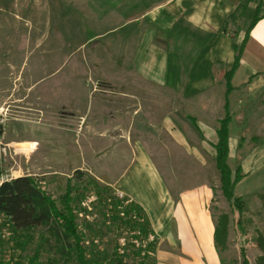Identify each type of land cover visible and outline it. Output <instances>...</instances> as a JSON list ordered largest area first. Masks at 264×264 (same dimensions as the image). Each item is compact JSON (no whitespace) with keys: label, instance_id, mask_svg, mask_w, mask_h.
Returning <instances> with one entry per match:
<instances>
[{"label":"rangeland","instance_id":"1","mask_svg":"<svg viewBox=\"0 0 264 264\" xmlns=\"http://www.w3.org/2000/svg\"><path fill=\"white\" fill-rule=\"evenodd\" d=\"M254 1L260 3V0ZM101 12L97 0H0V123L3 126L0 182L20 175L43 177L45 189L58 198L66 188L67 178L73 175L70 164L85 160L82 154L89 159L93 146H105L102 141H75L72 132L83 110L92 108L98 122L103 118L109 120L111 114L118 115L122 111L133 115L135 106L127 102V96H121L127 85L122 74L130 72L132 67V49L110 45L111 37H118L120 33L101 37L99 30L107 27ZM245 13L238 19V28L243 30L254 11ZM232 34L239 39L240 32H230ZM241 34L243 36V32ZM217 90L214 110L221 109L224 114V90L221 87ZM240 99L245 100V96ZM242 106L243 116L248 115V109L250 115L256 116L239 129L250 146L244 148L243 154L239 152L241 161L235 159L233 165L235 168L243 161L247 169L251 168V173L235 188L236 197L242 195V202L229 203L222 196L219 173L209 155H205L206 161L189 158V188L213 187L209 206L215 217L212 215L210 222L215 224L221 212L229 213L232 219L228 248L219 256L222 264H242L243 244L251 264H258L262 253L255 237L258 231L264 236V176H260L264 172V160L259 161L254 155L264 153V111H257L261 105L253 99L246 98L240 108ZM137 115L135 128L140 122ZM160 134L151 131L147 138H157ZM253 136L256 138L250 142ZM165 139L162 148L179 152L168 144L167 137ZM251 147L257 151L254 150L251 158L242 160ZM184 173L180 169L175 171L180 179L187 178ZM98 208H90L92 227L84 228L83 221L81 226L86 231L87 244L94 240V249L107 257L101 264H110L108 259L114 257L116 250L129 254L126 258L129 264L139 263L142 257L133 254L132 245L137 246L139 241L132 239L133 230L128 226L121 231L108 220L105 222ZM84 217L81 214V219ZM3 221L4 217L0 216V264L17 261L28 264L39 245L41 250L34 264H48L51 258L56 259V264H71L63 262L49 242L42 239L44 228L34 230L32 237L13 239ZM202 221L189 223V255L168 256L166 253L164 257L156 254L161 239L154 233V249L146 264H218L220 260L213 248L196 244L201 243L202 234L205 233L210 241L214 235L211 224L208 225L210 222Z\"/></svg>","mask_w":264,"mask_h":264},{"label":"crops","instance_id":"2","mask_svg":"<svg viewBox=\"0 0 264 264\" xmlns=\"http://www.w3.org/2000/svg\"><path fill=\"white\" fill-rule=\"evenodd\" d=\"M97 2L101 19L107 22V27L98 33L102 38L120 33L111 37L110 45L132 49V67L122 74L127 85L121 96H127V102L135 109L133 115L122 111L101 122L95 119L92 108L83 110L72 132L75 141H102L105 146H93L89 159L82 154L86 159L72 162L69 170L74 169L73 173L81 170L143 207L154 233L161 239L156 254L189 255V223L212 221L209 205L213 192L211 185L189 188V158L206 161L205 155H209L215 162L213 144L218 141V121L225 116L221 109L214 110L217 89L221 87L225 97L224 74L233 63L235 46L241 44L252 20H248L243 30L238 28V19L246 15L245 11L255 14L258 5L262 18L251 31L232 77L229 140L232 170L235 159L241 161L239 152L243 154L244 148L250 146L239 129L256 117L249 114L250 109L243 116L240 106L246 98L253 99L261 105L257 111H264V0L259 4L254 0ZM230 32H240L239 39ZM136 113L140 121L138 129ZM151 131L161 133L158 139L147 138ZM165 137L179 152L161 147ZM254 150L257 151L251 147L242 160L251 158ZM254 156L264 160V153L256 152ZM240 164L244 178L239 184L251 173L243 161ZM179 169L186 172L187 178L177 177L175 171ZM260 176H264L263 171ZM209 224L214 234L215 224ZM204 234L197 246L213 248L220 260L213 237L210 241ZM164 246L167 247L163 249ZM218 264H222L221 260Z\"/></svg>","mask_w":264,"mask_h":264},{"label":"trees","instance_id":"3","mask_svg":"<svg viewBox=\"0 0 264 264\" xmlns=\"http://www.w3.org/2000/svg\"><path fill=\"white\" fill-rule=\"evenodd\" d=\"M261 6L258 5L256 12L244 34L240 45L235 46L233 63L225 72V116L218 121V141L213 144L215 149V166L219 173V182L222 196L229 202L239 200L236 197L235 188L244 178L243 168L239 163L234 170L229 163V140L232 112L230 109V94L232 77L237 70L245 44L256 24L261 20ZM3 135V126L0 123V144ZM29 175L17 176L15 178L0 182V216L4 217L3 224L8 227L13 239L32 237V232L38 228H44L40 236L49 242L50 248L60 256L63 262L71 264H101L107 259L104 253L94 249L95 242L92 240L87 244L85 227L91 228V210L99 206L98 210L109 224L123 229L133 230L132 239L139 240L140 245L134 247V256H141L137 264H146L150 251L154 249V231L150 225L148 216L137 202L119 193L109 185H106L95 177L81 171H74L67 178V185L58 198L54 197L45 189V178ZM90 198V199H89ZM89 200V201H88ZM89 203V205L86 204ZM92 207V209H90ZM81 214L85 217L81 219ZM214 217L215 215L212 214ZM231 216L227 212L218 214L214 230V244L219 256L228 248L229 230ZM84 225L82 228L81 222ZM122 231V230H121ZM151 240V242H149ZM146 245H143L144 243ZM17 244L19 241H16ZM255 243L261 250L258 264H264V236L258 231ZM22 245V244H21ZM93 248H92V247ZM41 245L37 246L28 264H34L38 258ZM243 257L242 264H251L246 255L245 245H241ZM127 252L120 254L117 250L114 257L109 258L110 264H129L126 258ZM56 259L51 258L48 264H56ZM13 264H20L18 261Z\"/></svg>","mask_w":264,"mask_h":264},{"label":"built area","instance_id":"4","mask_svg":"<svg viewBox=\"0 0 264 264\" xmlns=\"http://www.w3.org/2000/svg\"><path fill=\"white\" fill-rule=\"evenodd\" d=\"M2 150H3V153H5L6 152V150H5V148H2ZM119 193V192H118ZM119 196H123L121 193H119Z\"/></svg>","mask_w":264,"mask_h":264}]
</instances>
